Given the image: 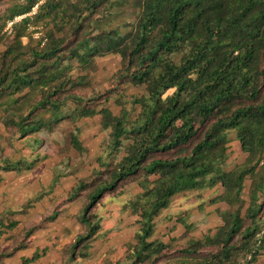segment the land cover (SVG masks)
Here are the masks:
<instances>
[{
	"label": "trees",
	"instance_id": "1",
	"mask_svg": "<svg viewBox=\"0 0 264 264\" xmlns=\"http://www.w3.org/2000/svg\"><path fill=\"white\" fill-rule=\"evenodd\" d=\"M110 55L120 58L112 90L86 93L98 59ZM128 87L143 92L127 100L120 91ZM111 100L119 114L107 106ZM96 116L109 138L92 178L11 236L0 247V264L87 189L77 216L85 231L63 252L65 264L89 258L102 222L94 208L128 183L141 189L126 204L139 227L128 264H255L264 256V0H18L0 11V124L10 145L29 139L35 149L40 133L66 122L73 126L70 146L85 154L79 122ZM235 141L247 156L228 168ZM47 158L4 157L0 184ZM65 176L54 174L48 191L3 211L0 237ZM219 187L209 203L228 207L218 212L214 231L189 237L193 225L180 217L184 246L156 238V219L176 196Z\"/></svg>",
	"mask_w": 264,
	"mask_h": 264
},
{
	"label": "rangeland",
	"instance_id": "2",
	"mask_svg": "<svg viewBox=\"0 0 264 264\" xmlns=\"http://www.w3.org/2000/svg\"><path fill=\"white\" fill-rule=\"evenodd\" d=\"M14 1L18 0L2 1L0 3V11L5 10ZM21 18H17L16 21ZM11 25L12 23H9L8 28ZM24 40L26 41V39ZM97 63L98 71L93 76L92 85L85 90L89 94L93 91H99L103 94L108 90H112L114 84L112 78L120 69V58L116 55L100 58ZM124 89L120 92L127 100L130 99L131 95H139L143 92L142 89L133 87ZM119 94V92H115L113 98L116 99ZM107 106L115 114H119L120 108L113 100ZM101 120V116H96L79 122L82 127L80 140L87 150L85 154L78 153L70 146L69 131L73 129V126L69 123L64 122L52 133H40L38 137L43 140V143L35 149L30 145L32 142L29 139L15 140L10 145L8 141L10 135L0 124V162H2L4 157L18 160L21 157H28L36 153L41 156L46 155L48 158L34 171L25 172L23 175L28 176L33 173L39 175L40 183L37 187V193H39L43 187V189L49 190V178H52L54 174H64L66 176L62 178V183L56 187L53 196L54 198L66 196L78 181L90 180L94 170L98 168L96 159L102 154L103 147L109 138V134L102 130ZM231 136H235V133L233 132ZM230 150L231 158L228 162V168H234L242 163L247 155L242 152L238 144H232ZM124 153L125 151L121 152L119 157L121 158ZM24 181L25 179H18L14 173L6 174L5 181L2 184L4 187L3 199L9 200L13 198L16 204L18 200L27 196H35L37 194L34 195L36 190L31 188L28 182L22 185V190L19 191L20 188L17 187V184ZM247 184H249V181ZM217 190L222 192V188L219 187L202 192L182 193L176 196L170 208L163 211L156 219V238L175 246H184L186 238L183 235L185 229L178 222L180 217H184L187 223L193 225L189 237L202 238L209 231H214L220 224L218 212L221 207L211 205L209 201ZM89 192L90 189L85 190L78 199L67 205L68 207L63 215L56 221L50 222V229L52 228V232L55 234L51 240L54 243L53 246L63 250L65 246L73 244L77 235L84 233L85 228L79 222L77 216L87 204ZM140 192L141 189L138 185L128 183L121 186L116 192L104 195L93 210L94 213L102 218V222L100 235L93 245L91 256L87 259H78L74 264H128V245L135 244V233L139 227L136 224L137 216L132 215L131 209L126 204ZM245 198L248 199L247 195ZM211 207L218 208L212 211L213 217L211 213L207 212V208ZM50 253L53 257H48L50 264H65L67 252L61 254L59 252ZM255 264H264V256Z\"/></svg>",
	"mask_w": 264,
	"mask_h": 264
},
{
	"label": "crops",
	"instance_id": "3",
	"mask_svg": "<svg viewBox=\"0 0 264 264\" xmlns=\"http://www.w3.org/2000/svg\"><path fill=\"white\" fill-rule=\"evenodd\" d=\"M233 144H238V143L235 141ZM17 178L21 180L25 179L23 183L17 184V187L20 188L19 191L22 190L21 186L25 185L26 182H28L31 188H34L36 190L34 195L38 192L37 187L39 186V183H40L39 182L40 177L38 174L33 173L28 176L20 175V176H17ZM52 178H49L50 179L49 183H51ZM2 184H0V214L3 211L9 210V209L18 210L27 199L33 196V195L32 196L30 195L24 199H20L15 204V201L13 200V198H10L9 200L3 199L2 193L4 192V187L2 186ZM217 193H220V192L217 190L216 194ZM55 201L56 199L54 198L53 194L50 196H46L41 202L37 203L32 209H30L28 214L16 216L14 220H16L19 223V225L13 231H10V232L8 231L7 233L3 234V236L0 237V247L3 246V244H10L11 240L9 238L13 235H17L20 231H22L23 228L26 225H28L29 222L39 221L41 218L44 217V215L52 211ZM217 206H220L222 211L227 209L228 207L224 203L218 204ZM217 209L218 208H212V207L207 208V212L211 213V216L213 217L212 211L217 210ZM50 225L51 224L49 223L46 225L45 228L37 231L33 235L31 239V243L29 244L27 248L17 251V253L11 258L4 259L1 264H23L24 260L31 259L36 252H41L44 249H47L46 255L41 257L36 262L30 263V264H50V260H48V257L53 258L50 252H59L60 254L63 253L62 249H60L57 246H53L54 243L51 240L55 236V234L54 232H52L53 231L52 228L50 229Z\"/></svg>",
	"mask_w": 264,
	"mask_h": 264
}]
</instances>
